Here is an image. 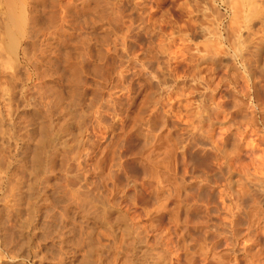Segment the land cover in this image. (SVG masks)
<instances>
[{
    "label": "rangeland",
    "instance_id": "rangeland-1",
    "mask_svg": "<svg viewBox=\"0 0 264 264\" xmlns=\"http://www.w3.org/2000/svg\"><path fill=\"white\" fill-rule=\"evenodd\" d=\"M6 4L0 264H264V0Z\"/></svg>",
    "mask_w": 264,
    "mask_h": 264
},
{
    "label": "bare ground",
    "instance_id": "bare-ground-1",
    "mask_svg": "<svg viewBox=\"0 0 264 264\" xmlns=\"http://www.w3.org/2000/svg\"><path fill=\"white\" fill-rule=\"evenodd\" d=\"M5 3L7 2V6L8 7H6V10H8L6 13L8 14V18H7V21H8V23H10V27L13 29V31H12V29L10 30L8 27H9V25H8V27H6V28H8V31H6L7 32V35H8V37L10 38V39H8V41L10 42V41H12L13 43H14V40L13 39H15L14 38V34L15 33H17V34H19V32H20V26L22 25V19H23V17H21V15H23V14H19V11H18V14H16L15 13V9H13L14 8V4H12V0H3ZM252 1V0H251ZM253 1H255V0H253ZM13 2H14V0H13ZM4 4V3H3ZM2 4V5H3ZM257 4V3H256ZM248 5H250L249 3H248ZM259 5V4H258ZM262 6V5H261ZM8 8V9H7ZM248 8V7H247ZM238 9V8H237ZM251 9V8H250ZM253 9V8H252ZM14 10V11H13ZM18 10V9H17ZM239 10V9H238ZM254 10V9H253ZM252 11V10H251ZM255 12V11H254ZM251 13V12H250ZM6 14V15H7ZM254 14V13H253ZM2 16V15H1ZM30 16V15H29ZM25 18V17H24ZM3 19V18H2ZM245 19H247V18H245ZM24 22V21H23ZM33 23V22H32ZM7 30V29H6ZM10 30V31H9ZM257 31V30H256ZM21 34V33H20ZM11 42V43H12ZM17 42V41H16ZM260 42V41H259ZM217 43V42H216ZM17 44V43H16ZM260 46V45H259ZM14 48V47H13ZM260 48V47H259ZM262 48V47H261ZM260 48V49H261ZM154 49H156V48H154ZM259 49V50H260ZM159 52V51H158ZM253 52H255V51H253ZM257 52V51H256ZM1 56V55H0ZM188 56H189V54H188ZM196 56H197V54H196ZM190 57V56H189ZM2 58V57H1ZM195 58V57H194ZM108 59V58H107ZM175 59V58H174ZM248 59V58H247ZM3 60V59H2ZM109 60V59H108ZM6 62H4V64H5ZM111 64V63H110ZM262 64H264V63H262ZM258 67V66H257ZM184 70V69H183ZM262 70V69H261ZM189 71V70H188ZM260 71V70H259ZM188 74V73H187ZM259 75V74H258ZM121 76H122V74H121ZM121 80V79H120ZM199 81V80H198ZM68 89V88H67ZM157 91V90H156ZM62 97V96H61ZM57 98V97H56ZM61 99V98H60ZM56 101V100H55ZM62 102V101H61ZM108 103V102H107ZM53 104V103H52ZM59 105V104H58ZM50 106V105H49ZM66 108V107H65ZM70 110V109H69ZM68 118V117H67ZM66 120V119H65ZM96 122V121H95ZM81 124V123H80ZM61 125V124H60ZM59 126V125H58ZM40 132V131H39ZM55 133V132H54ZM63 134V133H62ZM71 135V134H70ZM75 139H77V138H75ZM36 141V140H35ZM55 141V140H54ZM61 141V140H60ZM49 142H51V141H49ZM77 142V141H76ZM29 143V142H28ZM45 143V142H44ZM48 143V142H47ZM40 144V143H39ZM36 146V145H35ZM156 149V148H155ZM165 149V148H164ZM167 150V149H166ZM37 151V150H36ZM35 152V151H34ZM47 153V152H46ZM151 153V152H150ZM155 153V152H154ZM78 154V153H77ZM57 156V155H56ZM147 156V155H146ZM164 156V155H163ZM51 158V157H50ZM28 163V162H27ZM51 164V163H50ZM33 169H34V167H33ZM41 174V173H40ZM34 180V179H33ZM1 183V182H0ZM13 187V186H12ZM28 188H30V187H28ZM11 189V188H10ZM9 189V190H10ZM11 191H13V190H11ZM15 191V190H14ZM66 194V193H65ZM72 195V194H71ZM117 195V194H116ZM6 197V196H5ZM5 197H4V199H5ZM73 197V196H72ZM89 198V197H88ZM74 199V198H73ZM80 201V200H79ZM14 202V201H13ZM114 204V203H113ZM112 204V205H113ZM18 205V204H17ZM104 205V204H103ZM30 206V205H29ZM37 208V207H36ZM85 209V208H84ZM108 211V210H107ZM111 211V210H110ZM109 211V212H110ZM32 214V213H31ZM12 215V214H11ZM26 218V217H25ZM2 220V219H1ZM9 220V219H8ZM6 221V220H5ZM30 221V220H29ZM31 222V221H30ZM29 222V223H30ZM25 224V223H24ZM94 224V223H93ZM14 225V224H13ZM23 226V225H22ZM24 228V227H23ZM22 228V229H23ZM22 229H17L18 230V232H19V234H21V231L23 232L24 230H22ZM27 229V228H26ZM102 229V228H101ZM92 230V229H91ZM93 232V231H92ZM98 233V232H97ZM108 233H109V231H108ZM26 234V233H25ZM24 234V235H25ZM61 234V233H60ZM24 235H22V236H24ZM86 235V234H85ZM85 235H83V236H85ZM96 236V235H95ZM108 236H109V234H108ZM20 237V236H19ZM27 237V236H26ZM109 239V238H108ZM23 240H24V238H23ZM53 240V239H52ZM25 241V240H24ZM29 241V240H28ZM19 242V241H18ZM21 242V241H20ZM21 243H24L23 241L21 242ZM20 243V245L22 246L23 244H21ZM27 243V241H25V244ZM16 247V246H15ZM26 247V246H25ZM23 248V247H22ZM29 249V248H28ZM102 249V248H101ZM21 250V249H20ZM11 252V251H10ZM11 254V253H10ZM26 254V253H25ZM115 254V253H114ZM12 258V257H11ZM15 259V258H14ZM103 260V259H102ZM125 260V259H124ZM125 262V261H124ZM21 264V263H20ZM126 264V263H125Z\"/></svg>",
    "mask_w": 264,
    "mask_h": 264
}]
</instances>
